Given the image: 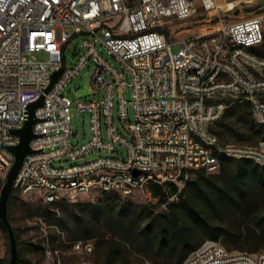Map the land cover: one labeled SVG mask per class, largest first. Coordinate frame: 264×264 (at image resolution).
<instances>
[{
  "label": "built area",
  "instance_id": "1",
  "mask_svg": "<svg viewBox=\"0 0 264 264\" xmlns=\"http://www.w3.org/2000/svg\"><path fill=\"white\" fill-rule=\"evenodd\" d=\"M221 1L234 0H0V177L6 179L16 161L11 148L21 138L14 131L25 126L28 107L42 98L44 105L35 111L33 153L14 183L20 195L38 193L55 204L77 202L82 195L128 199L150 186L165 192L168 185L180 187L190 171L218 173L222 157L264 167V141L225 144L213 132L230 107L243 102L250 105L254 122L264 124V13L221 21L179 42L161 30L166 19L215 11ZM82 35L88 36L83 52L67 67L63 47ZM100 48L123 70L112 67ZM35 53L48 59L40 61ZM89 63L96 65L92 83L102 96L76 103L79 111L91 114V138L73 149V103L65 89ZM130 103L133 122H128ZM116 106L128 136L116 124ZM118 147L126 156L77 163L95 151L115 154ZM63 158L75 163L55 167ZM74 249L93 252L82 242ZM183 264H264V249L232 251L219 241H206Z\"/></svg>",
  "mask_w": 264,
  "mask_h": 264
},
{
  "label": "rangeland",
  "instance_id": "2",
  "mask_svg": "<svg viewBox=\"0 0 264 264\" xmlns=\"http://www.w3.org/2000/svg\"><path fill=\"white\" fill-rule=\"evenodd\" d=\"M228 3H237L233 10L224 8L225 2L221 1L215 11L206 12L199 10L195 16L179 20L175 18L166 19L163 22L162 30L167 37L170 36L172 42H179L197 35L198 33H207L219 22L234 23L250 17L264 13V0H234ZM210 18H217V23L212 24ZM67 30L71 31V27ZM88 36L82 35L76 37L63 47V63L67 67H73L79 60L83 50L81 43ZM180 50L179 45L172 48L174 53ZM103 58L111 64L112 67L123 70L120 65L110 54L100 48ZM40 61H46L48 56L44 53H35L33 55ZM96 65L89 63L79 75L75 77L66 87L65 94L72 101V123L74 136L72 138V147L76 149L88 142L91 138V114L86 111H79L76 108L77 102L98 100L101 94L93 86L92 78L95 73ZM127 96L132 100V91L128 89ZM117 103V101H116ZM239 106V110L244 116L248 117L251 113V107L248 103H238L233 106ZM128 122L134 120V107L130 103L128 106ZM115 120L119 130L126 136L118 115V108H115ZM220 141L225 144H240L257 146L264 141V132L256 133L244 126L238 121V118L229 114L224 120L219 121L213 127ZM218 134H221L218 135ZM126 156V150L118 147L115 154L100 153L95 151L89 154L80 162H88L99 157L122 158ZM75 162L70 158H63L54 162L55 167H67ZM226 172L230 173L236 167L235 163L227 162L224 166ZM202 176L200 172L190 171L182 177L179 186L183 189L187 181L199 180ZM5 185V179L0 177V195ZM180 187H178L180 189ZM163 189V187H161ZM168 195L171 185L165 187ZM151 186L146 187L145 191L134 193L127 200L140 204H148L150 199ZM249 209L242 214L241 211L235 210L234 207L223 206L216 214L219 224L222 226L225 235L220 242L228 250L259 252L264 249V233H257L256 236H249V229H252L251 220L253 217L264 212V186L250 181L247 186ZM113 197L112 195H82L77 202L67 203L62 206L47 207V202L41 194L35 193L30 195H20L15 192L10 202V218L15 228L19 245V259L17 264H83V263H105L96 259L98 244L103 240L111 237L127 239L129 227L119 222L103 221L90 230L93 238L86 239L88 232H84L77 223V217L83 216L80 208L73 207V203H95L98 200ZM184 198L180 197L176 203L183 202ZM166 204L157 209L161 211ZM89 235V234H88ZM242 236V237H241ZM82 242L93 247L92 253L78 252L74 245ZM244 248L245 250L239 249ZM52 252V256L47 254ZM126 255L133 260L138 256L131 247H127ZM11 247L8 232L0 226V264H11Z\"/></svg>",
  "mask_w": 264,
  "mask_h": 264
},
{
  "label": "trees",
  "instance_id": "3",
  "mask_svg": "<svg viewBox=\"0 0 264 264\" xmlns=\"http://www.w3.org/2000/svg\"><path fill=\"white\" fill-rule=\"evenodd\" d=\"M236 4L225 3L223 9L233 10ZM209 21L216 24L217 18H210ZM229 114L237 117L250 130L264 132V124L257 125L252 113L248 117L244 116L239 106L230 107L221 120ZM213 132L217 135L214 129ZM221 160L222 168L218 173L198 171L202 173L200 179L187 181L181 191L172 184L170 196L161 187L151 186V201L148 204L131 202L119 196L104 198L95 203H73V207L83 211V216L77 217V223L84 232H88L86 239L93 238L90 230L103 221L119 222L129 227L127 239L111 237L100 242L96 259L105 264H183L190 253L204 242H220L225 232L217 220V212L223 206H229L245 214L250 206L248 183L255 181L264 186V167L253 160L225 157ZM227 162H233L236 166L230 173L224 167ZM14 193L13 190L10 202ZM177 194L184 198L183 202L168 201ZM65 204L47 203V207ZM165 204L164 209L157 211ZM250 224L252 229H249V236L264 233V212L256 214ZM0 226L8 232L1 221ZM127 247H131L138 255L136 259L126 255Z\"/></svg>",
  "mask_w": 264,
  "mask_h": 264
},
{
  "label": "water",
  "instance_id": "4",
  "mask_svg": "<svg viewBox=\"0 0 264 264\" xmlns=\"http://www.w3.org/2000/svg\"><path fill=\"white\" fill-rule=\"evenodd\" d=\"M63 69L57 71L52 76V83L50 84L47 93L51 91L54 84L58 81L60 76L63 73ZM44 105V98L39 100L38 102L31 104L28 107V119L25 123V126L18 131H14L18 136L21 138V143L16 146L12 147L11 151L16 157L15 164L9 171L6 179L5 185L2 188L1 195H0V221L6 227L9 235L10 240V247H11V264H17L19 259V245L16 236V231L14 226L12 225L11 218H10V210H9V203L10 198L14 189V183L18 177V174L21 170L23 162L25 158L33 153V150L30 147L31 141L35 138V134L33 132V127L37 123L35 119V111Z\"/></svg>",
  "mask_w": 264,
  "mask_h": 264
},
{
  "label": "crops",
  "instance_id": "5",
  "mask_svg": "<svg viewBox=\"0 0 264 264\" xmlns=\"http://www.w3.org/2000/svg\"><path fill=\"white\" fill-rule=\"evenodd\" d=\"M261 166V165H260ZM261 167H263V166H261Z\"/></svg>",
  "mask_w": 264,
  "mask_h": 264
}]
</instances>
